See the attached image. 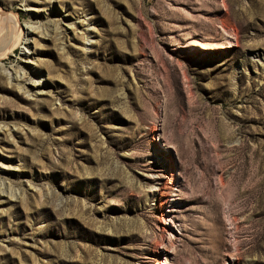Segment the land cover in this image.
I'll return each mask as SVG.
<instances>
[{"label": "rangeland", "instance_id": "1", "mask_svg": "<svg viewBox=\"0 0 264 264\" xmlns=\"http://www.w3.org/2000/svg\"><path fill=\"white\" fill-rule=\"evenodd\" d=\"M0 9V264H264V0Z\"/></svg>", "mask_w": 264, "mask_h": 264}, {"label": "bare ground", "instance_id": "2", "mask_svg": "<svg viewBox=\"0 0 264 264\" xmlns=\"http://www.w3.org/2000/svg\"><path fill=\"white\" fill-rule=\"evenodd\" d=\"M22 4L21 6H23ZM37 26V25H36ZM36 26L26 25L22 28L19 27V24L17 23V19L15 17V14H8L4 10L0 9V58L2 56H5L6 54L10 53L13 49V45L16 39H22L21 42V58L22 60H27L29 58V49H30V42L32 40V33L33 29L36 28ZM39 27V26H38ZM37 27V28H38ZM86 36V40H89V37H91L89 34ZM19 68V67H18ZM0 72L4 73L7 79H14V82L16 83L19 90H21L25 94H29V88L24 86L23 82L21 80L24 78V70L17 71L14 69L7 70L4 69L2 64L0 63ZM33 84L35 85V88L38 90H41V86L43 85L42 81V74L37 72V75L33 79ZM36 85L38 87H36ZM151 136L154 137L156 132H158V126L156 124V120L153 118L151 120ZM158 138V137H157ZM172 173L171 177L169 179V183H172ZM3 192V189L0 187V193ZM13 193H11L10 189L8 192V196H12ZM161 222L163 224L167 223L165 216H162ZM169 224V223H168ZM169 235H171L169 233Z\"/></svg>", "mask_w": 264, "mask_h": 264}]
</instances>
